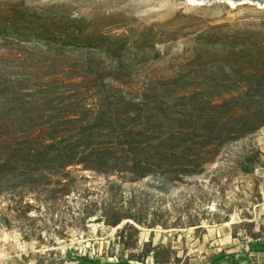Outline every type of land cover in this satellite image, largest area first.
I'll list each match as a JSON object with an SVG mask.
<instances>
[{
    "label": "rangeland",
    "instance_id": "374dc122",
    "mask_svg": "<svg viewBox=\"0 0 264 264\" xmlns=\"http://www.w3.org/2000/svg\"><path fill=\"white\" fill-rule=\"evenodd\" d=\"M74 77L78 85H67ZM53 81L80 89L86 109H102L112 120L126 114L133 126L145 116L156 118V129L137 126L176 157L155 155L145 143L139 157L151 163L149 175H134L125 158H108L96 170L69 166L61 173L63 189L57 179L49 181L54 172L46 164L34 175L33 189H11L17 181L4 178L0 264H121L117 257L139 256L150 241L163 264H264V4L0 0L2 159L16 149L40 148L43 137L32 138L41 128L48 135L43 124L57 114L50 109L61 106L44 105L43 94L36 100L33 92ZM226 100L224 110H213ZM245 118L251 131L195 147L194 162H186L188 143L169 139L178 129L196 142L215 138L210 122L224 129L223 136L240 132ZM97 142H113L122 158L118 140ZM11 194L21 197L24 214L9 215ZM103 212L136 222L110 227ZM127 224L139 233H125L129 247L123 250L119 232ZM144 264L155 263L148 257Z\"/></svg>",
    "mask_w": 264,
    "mask_h": 264
},
{
    "label": "trees",
    "instance_id": "16d2710c",
    "mask_svg": "<svg viewBox=\"0 0 264 264\" xmlns=\"http://www.w3.org/2000/svg\"><path fill=\"white\" fill-rule=\"evenodd\" d=\"M59 42H62L64 45L68 46L72 45L71 42L63 41L62 39H60ZM70 79L76 78H69L70 82H68L67 85L76 87L78 85L77 81L75 82L74 80ZM53 82L54 83L48 82L45 84L48 87L46 90L39 89L34 90L33 92V96L36 97V100H39L37 95L40 92L43 94V96L40 97H42L41 99L45 100V102H43L44 105L58 102V104L61 106L50 109L51 111H56L57 114H55L54 117H58V120H55L54 124H52L49 120L54 117H51L43 124L46 125L45 128H49L50 130L48 135L46 136V129L41 128L37 130V136L32 138V141H35L36 138L41 136L43 137V140L39 142L40 148L37 150L16 149L9 153L5 159H2V156L0 157V182L7 177H12V179L17 181L11 189L25 186L32 189L36 187L37 184H33L35 182L34 175H37L40 169H43L41 166L44 164H46V170L50 169V171L54 172L47 177L49 178V181L50 177L52 179H57V182L54 184H57L63 189L66 188L67 185L61 181L64 178V175L61 173L69 166L85 164L90 169L96 170V167H104L107 165L108 158L121 160L124 158L127 159V162L133 164V167L135 168L132 173H134V175H138L140 178H143L144 176L151 173V163L148 161L141 162L139 157L140 152L145 150L142 148L143 144L145 143H148V147L155 148L153 150V154L155 155L166 158L176 157V154H173L172 152L166 155L163 150H160V148L166 143L164 141H159L158 136L152 135L150 132L146 133L140 130L138 128L139 126H137L142 124L141 126L145 129H156L158 124L156 118L150 116H148V118L145 116L144 119L147 120L146 122L142 121L141 123L137 119V124L133 126H130V122L134 119L124 116L126 114H123V116L121 115L119 119L117 118L112 120L110 116L103 113L102 109H86L87 106L84 104V96L83 93L80 92V89L75 90L73 89L74 87L67 89V86H60L56 84L55 81ZM230 102L231 100H226L222 103L212 104V108L213 110L217 111L224 110V108L227 107ZM114 123H116V128H113L112 130L115 129L116 131L112 133L109 130V125H114ZM251 125L252 121L245 118L242 120V122H240V132H238V130H232L229 132V134L223 136L224 129L219 127V125L217 126V124L214 125L210 122L207 128L212 127L213 133L217 134L215 138L211 136H204L202 142H196L193 140V138H190V131L178 129L177 132L173 133L172 136L170 135L169 139L173 141L174 139L182 138L183 142L185 141L186 144L188 143L186 148L188 149L189 156L186 158L188 159L186 162H194L193 157L196 156V154H193L195 147L206 149L209 146L217 144L218 141L222 142V137H227L228 139L237 133L251 131ZM72 131L74 132L72 134L73 136H65V133H70ZM106 138L118 140V145L122 146V158H116L115 155L120 153H116L113 148H111V146H113V142H97L100 139L103 140ZM27 139L28 138L23 141L22 145L30 142L27 141ZM154 142H159V144L154 146ZM170 149L173 151L174 148ZM123 155L125 156L123 157ZM158 156H156V158H158ZM128 157H131L130 160ZM179 166L182 165L180 164ZM186 169L187 168H185V171H189ZM243 172L248 173L250 170L245 169ZM50 191L54 192V190ZM11 196L12 198L9 200L7 209L9 211V215H13V213L18 216L19 213L24 214V207H22L20 204L21 197H18L15 194H11ZM48 198L45 199L44 202L49 200L55 201L58 197H52L49 200ZM26 206L27 208H31L30 204H27ZM100 218L105 225L110 227H117L124 219H130L136 222L132 216H129L128 218H122L110 216L107 214V212H103ZM129 231H131L134 235H138L139 233L138 229L131 224H127L125 228L119 232V241L123 250L129 247L125 246V233ZM144 248L146 249L144 252H141L139 256L129 254L126 256V258L117 257V260L121 264H130V262L134 260L138 263L144 264L145 260H147L148 257H151L155 264H163L158 261L159 259L156 252L157 248L152 246L151 241L146 243ZM253 249L256 250L257 248L253 247ZM80 264H91V262L88 260H83Z\"/></svg>",
    "mask_w": 264,
    "mask_h": 264
},
{
    "label": "water",
    "instance_id": "95a60500",
    "mask_svg": "<svg viewBox=\"0 0 264 264\" xmlns=\"http://www.w3.org/2000/svg\"><path fill=\"white\" fill-rule=\"evenodd\" d=\"M209 1H213V0H209ZM233 1L238 2V1H241V0H233ZM250 1H252V2H258L260 4H264V0H250Z\"/></svg>",
    "mask_w": 264,
    "mask_h": 264
}]
</instances>
